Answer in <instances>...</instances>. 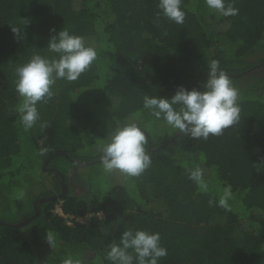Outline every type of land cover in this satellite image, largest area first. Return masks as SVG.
<instances>
[{
	"label": "trees",
	"instance_id": "obj_1",
	"mask_svg": "<svg viewBox=\"0 0 264 264\" xmlns=\"http://www.w3.org/2000/svg\"><path fill=\"white\" fill-rule=\"evenodd\" d=\"M225 3L238 15L182 0L178 25L157 19L158 0H0V264H110L108 246L127 229L160 234L168 254L159 264H264V0ZM61 29L97 57L76 81L51 86L25 130L15 69L34 55L58 58L47 44ZM211 60L239 91V121L207 140L179 132L158 148L176 129L144 97L201 89ZM133 121L151 166L138 177L105 172L100 147ZM193 162L207 192L188 178ZM61 180L63 195L36 201L60 194ZM227 185L230 210L210 206Z\"/></svg>",
	"mask_w": 264,
	"mask_h": 264
},
{
	"label": "clouds",
	"instance_id": "obj_2",
	"mask_svg": "<svg viewBox=\"0 0 264 264\" xmlns=\"http://www.w3.org/2000/svg\"><path fill=\"white\" fill-rule=\"evenodd\" d=\"M205 3L210 10L223 16H235L239 12L233 4L226 5L225 0H205ZM181 4L182 0H158L160 11L157 19L162 15L178 25L184 24L186 13ZM12 31L14 36H19V29ZM47 47L58 54V58L49 60L34 55L27 63L15 69V90L22 98L17 111L25 130L32 128L39 119L36 105L52 97L51 86L56 80L76 81L97 57L94 47L86 46L83 37L71 34L67 29L52 35ZM238 101V89L219 67V62L211 60L201 89L178 86L169 98L145 96L143 107L155 118H162L167 125L190 138L207 140L210 135H222L225 129L239 121ZM147 145L148 137L137 122L114 128L108 141L100 147L103 170L107 173L119 172L127 177L140 176L152 164ZM186 170L188 178L198 189L207 192L208 183L204 179L203 168L193 162V166ZM231 198V186L227 185L218 201L209 200V205L216 203L230 210L228 202ZM46 240L50 243L52 237L47 234ZM118 240V243L112 242L108 246L105 258L110 264H159L161 258L168 254L167 249L161 245L158 232L127 229Z\"/></svg>",
	"mask_w": 264,
	"mask_h": 264
},
{
	"label": "water",
	"instance_id": "obj_3",
	"mask_svg": "<svg viewBox=\"0 0 264 264\" xmlns=\"http://www.w3.org/2000/svg\"><path fill=\"white\" fill-rule=\"evenodd\" d=\"M178 133H179V131L176 130V132L174 133V135L171 136V138H170L169 140H167L166 142H164L163 144H161L158 148H161V147H163L165 144H167V143H169V142H172V141L174 140L175 136H176ZM99 161H100V160H99ZM61 186H62V192H61L60 194H58V195H53V196H51V197H49V198H40V199H38V200H36V201H41V202H42V201L49 200V199H54V198H56V197H58V196L63 195V194L67 191V189H66V186H65V184L63 183L62 180H61ZM34 209H35V215L38 214V210H37V207H36V205H35V202H34ZM31 219H32V217H29V218H27V219H25V220H22V221H20V222H17V223H15V224H11V225L14 226V227H19V226H22V225H24L25 223L29 222ZM0 223H3V222L0 221Z\"/></svg>",
	"mask_w": 264,
	"mask_h": 264
},
{
	"label": "rangeland",
	"instance_id": "obj_4",
	"mask_svg": "<svg viewBox=\"0 0 264 264\" xmlns=\"http://www.w3.org/2000/svg\"><path fill=\"white\" fill-rule=\"evenodd\" d=\"M56 81L65 82V81H67V80H65V79H57ZM55 211H56L57 213H59V206H58V205L55 207Z\"/></svg>",
	"mask_w": 264,
	"mask_h": 264
},
{
	"label": "built area",
	"instance_id": "obj_5",
	"mask_svg": "<svg viewBox=\"0 0 264 264\" xmlns=\"http://www.w3.org/2000/svg\"><path fill=\"white\" fill-rule=\"evenodd\" d=\"M59 214L62 215V216H64L65 218H68L66 215H63V214H62L60 208H59ZM70 217H72V216H70ZM79 219H80V218H77V220H79ZM68 223H69V222H68Z\"/></svg>",
	"mask_w": 264,
	"mask_h": 264
}]
</instances>
